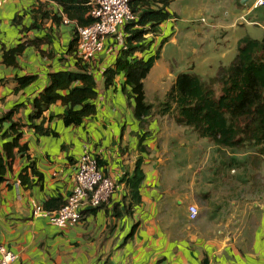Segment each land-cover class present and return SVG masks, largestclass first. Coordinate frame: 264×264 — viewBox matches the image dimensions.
Returning a JSON list of instances; mask_svg holds the SVG:
<instances>
[{
  "label": "crops",
  "instance_id": "0c3cea01",
  "mask_svg": "<svg viewBox=\"0 0 264 264\" xmlns=\"http://www.w3.org/2000/svg\"><path fill=\"white\" fill-rule=\"evenodd\" d=\"M207 1L179 0L174 15L185 24H205L203 16L196 17V6ZM248 1L241 0L240 14L232 22L211 17L207 27L218 29L221 40H228L227 30L234 29L236 44L243 37L260 40L250 27L264 32L260 27L264 8H254L256 0L246 8L243 5ZM174 15L168 21H175ZM65 20L69 19L62 7L49 0H9L0 4V151L12 142L11 123L20 126L18 144L27 148L23 154L16 147L11 149L5 163L7 172L0 183V246L16 256L11 264H264V160L246 161L249 169L235 172L238 179L230 183L235 192L229 194L225 189L226 197L218 204L194 191L177 193L187 197L185 204L181 197L175 200V194L170 197L175 204L168 203L165 198L173 191L162 188L160 167L184 152L190 155L186 144H193V149L200 140L190 139L185 130H176L180 127L171 117L158 115L156 106L160 103H149L154 105L152 116L136 120L132 100L121 91L122 74L104 90L102 73L113 67L117 49L123 45L122 33L106 38L87 68L97 84L96 114L78 127H65L61 116L66 108L57 103L43 113V127L49 135L34 132L28 116L32 100L49 84L48 75L77 71L81 63L76 58V43L70 49L76 22ZM156 36L158 32L146 36L152 41L151 49H155ZM21 44L24 49L15 56V65H5L4 51ZM219 52L224 55L223 50ZM24 76H35L36 80L17 89L15 79ZM186 137L188 142H182ZM172 139L177 143L171 147ZM140 144L145 147L144 153L140 152ZM84 147L115 189L99 208L86 207L79 222L58 228L48 217L34 212L38 207L43 210L48 200L64 203L71 195L76 164ZM138 159L144 180L139 189L140 203L134 204L125 180L133 177ZM21 176H26L28 185H21ZM190 205L198 208L194 221L188 219Z\"/></svg>",
  "mask_w": 264,
  "mask_h": 264
},
{
  "label": "trees",
  "instance_id": "16d2710c",
  "mask_svg": "<svg viewBox=\"0 0 264 264\" xmlns=\"http://www.w3.org/2000/svg\"><path fill=\"white\" fill-rule=\"evenodd\" d=\"M49 1L60 5L66 18L69 21H75L78 27L88 26L93 21L88 16L90 8L86 5L87 0ZM173 1H131L130 10L136 17L120 30L124 36L123 45L117 49L113 67H108L102 73L104 90L114 84L117 75L124 76L121 91L132 100L133 105L129 103L132 115L140 122L154 113V105L146 102L143 81L160 58L163 46L161 45L159 50L154 52V49H151L152 41L146 36H154L159 27L172 17L169 8ZM74 31L75 37L70 44V49L75 43L77 48L76 29ZM118 35L120 33L111 37L116 38ZM34 44L36 43L27 42L26 45ZM23 49L24 44H21L14 49L5 50L2 56L3 63L7 66L15 65V56L19 55ZM137 54H141V57H137ZM87 68L89 64L80 63L77 71L63 70L48 75L49 84L32 100V112L28 116V122L38 136L49 135V131L43 127L44 118L42 117L43 113L54 104L60 103L66 108V112L61 116L65 127H78L84 120L96 114L97 84ZM35 80V76L16 78L17 89L27 87ZM156 107L158 115L171 117L185 132L199 140H207L216 150H229L233 153L232 155L252 152L241 160L243 170L239 171L245 172L249 169L246 162L248 160L263 161L264 35L260 40L249 37L238 40L233 61L227 66H220L215 76L207 80L193 72L178 74L165 96V101ZM10 116L11 114L4 119L8 120ZM37 120L41 122L33 124ZM9 130L10 137L12 136L13 139L0 151V183L7 172L5 163L11 157V149L18 148L20 154L25 153L27 149L26 146L18 144L21 137L20 126L11 123ZM143 140L144 138L140 139L141 144ZM141 144L140 152L144 153L145 147ZM89 154L94 158L90 152ZM230 161L227 166L225 165L227 168L234 163L233 158ZM31 173L36 174L35 171ZM227 175L222 173L221 181ZM143 180L141 159H138L133 177L125 180L134 204L140 203L139 189ZM20 182L22 186L28 185L26 176H21ZM64 204L65 202L61 203L58 200H48L43 210L53 213ZM88 209L96 208L88 207Z\"/></svg>",
  "mask_w": 264,
  "mask_h": 264
},
{
  "label": "rangeland",
  "instance_id": "374dc122",
  "mask_svg": "<svg viewBox=\"0 0 264 264\" xmlns=\"http://www.w3.org/2000/svg\"><path fill=\"white\" fill-rule=\"evenodd\" d=\"M252 2L253 0H249L243 6L247 8ZM178 8L179 0H174L170 5L172 15L177 13ZM196 8H199L197 10L199 14L196 17L203 16L207 24L211 21V17H216L220 20L227 19V21L232 22V18L239 16L242 4L241 0H209L201 4V6L198 4ZM260 12L263 11L260 10ZM206 23L201 24L199 21H194L193 23L185 24L178 21V17L175 16V21L170 20L167 24L159 27L158 36L154 40V43H156L154 52L158 51L163 45L160 52L161 56L154 63L145 81H143L148 103H163L173 79L180 73L192 71L202 79L207 80L215 76L220 66H227L233 61L237 47L235 43L237 34L234 29L227 30L228 40H221L218 38V29L212 30L207 27ZM260 27L263 28L264 23L260 22ZM250 28L255 33H258L259 39H261L264 33L263 30L256 26H251ZM203 29L208 30L210 34L206 33V31L204 32ZM215 49L218 51H215ZM220 50H223V56L219 52ZM175 129L180 132L184 131L181 127ZM186 135L190 139H197L190 133H186ZM188 140L187 137L182 138L184 143L185 141L188 142ZM172 142L171 147L177 143L173 139ZM192 146L193 144H186V147L191 150L190 155L189 152H184L181 157H175L171 162L164 163L160 167V184L162 188H170L173 191L172 195L167 196L165 200L168 203L172 201L175 204V201L170 199L175 194V200L177 197H181L185 204L189 201L187 197L185 195H177V193L186 194L188 191H194V193L199 192L200 195L198 196L201 198L206 197V201L209 202V199H213L218 204L223 197H226L227 192H224L225 189L229 190V194L232 190L235 192L230 183L238 179L235 172L243 170V166L240 164L241 160L250 151L232 155L233 153L229 150L217 149V151L205 139L200 140V143L197 142L195 148L193 147L192 149ZM231 158H233L232 162L234 163L227 168L226 166L231 162ZM222 173L228 175L221 181L220 175ZM237 185L238 183H236ZM236 186L235 188H237ZM211 194H213L212 198H210ZM215 195L217 198H214ZM175 207L183 210L182 207L177 205Z\"/></svg>",
  "mask_w": 264,
  "mask_h": 264
},
{
  "label": "built area",
  "instance_id": "2783aa9c",
  "mask_svg": "<svg viewBox=\"0 0 264 264\" xmlns=\"http://www.w3.org/2000/svg\"><path fill=\"white\" fill-rule=\"evenodd\" d=\"M9 0H0L5 3ZM17 1V0H11ZM132 0H87L90 8L88 16L92 23L76 28V58L81 63L90 64L96 54L102 50L106 38L121 34L120 30L133 21L136 15L130 10ZM254 8H264V0H256ZM66 23L69 20H65ZM73 190L65 204L57 211L50 213L36 208L34 214L48 217L49 222L62 228L74 225L80 220L81 211L86 208H97L106 203L114 192V183L98 167L86 147L83 148L73 179ZM198 208L188 207V219L196 220ZM16 256L0 246V264H11Z\"/></svg>",
  "mask_w": 264,
  "mask_h": 264
},
{
  "label": "water",
  "instance_id": "95a60500",
  "mask_svg": "<svg viewBox=\"0 0 264 264\" xmlns=\"http://www.w3.org/2000/svg\"><path fill=\"white\" fill-rule=\"evenodd\" d=\"M247 0H243V2L242 3H245Z\"/></svg>",
  "mask_w": 264,
  "mask_h": 264
}]
</instances>
